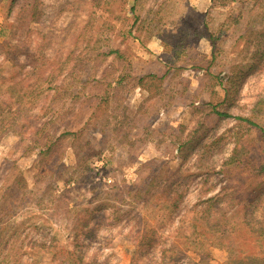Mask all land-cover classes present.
Instances as JSON below:
<instances>
[{"label": "rangeland", "instance_id": "rangeland-1", "mask_svg": "<svg viewBox=\"0 0 264 264\" xmlns=\"http://www.w3.org/2000/svg\"><path fill=\"white\" fill-rule=\"evenodd\" d=\"M162 2L0 0V264H264V64L243 40L212 77L175 63L168 26L146 27ZM186 3L212 5L174 0L165 23ZM197 48L211 59L207 35ZM166 65L150 91L133 80ZM64 132L44 164L39 137Z\"/></svg>", "mask_w": 264, "mask_h": 264}, {"label": "trees", "instance_id": "trees-1", "mask_svg": "<svg viewBox=\"0 0 264 264\" xmlns=\"http://www.w3.org/2000/svg\"><path fill=\"white\" fill-rule=\"evenodd\" d=\"M173 1L174 0H163L159 9L154 12L155 16L149 21L146 27L152 28L151 24L155 20L163 23L165 26H168L162 27V24H157L154 25L153 28L158 27L156 33L157 37L174 46L175 57H173V60L175 63H178L176 59L183 57V63H191L194 68L205 70V76L212 77V66L216 63L218 55L223 53L219 45L221 46V43L224 41H230L233 42L234 46L237 48L240 41L243 40L244 49L247 51L252 50L250 53V60H252V62L249 61L248 63L250 67L257 69L260 65L262 66L264 64V0H211L212 5L205 12H198L195 8L191 7L189 3H186L179 20L175 21L174 28L170 26L171 23H165L164 21V15L167 11L168 3L171 4ZM134 10L135 7H133V11ZM138 20L139 18L135 16L132 27L137 24L138 29L141 25H145H139V22H137ZM128 32L130 35H134L133 31L130 30ZM203 34L208 36V39L212 44V56L210 60L207 59L206 56H203L197 48ZM135 38L138 39L140 36H135ZM189 49L191 50L186 52ZM112 55H115V58L120 60V64L125 63L129 58V56L121 53L120 50L117 49H112L106 53V56ZM162 69H164V71L153 70L143 76L137 75L133 78V80L141 85V87H146L150 91V85L144 83L147 78L153 81H163L172 73V70H175L174 67L172 68L167 65L163 66ZM126 76L125 74L120 75L118 83L122 84L121 82L123 80L129 79L127 77L130 75ZM233 78L234 76H230L228 78V82L232 81ZM107 92V89H105L102 98H100V101H98L97 104L102 103L105 98L104 96H107L108 94ZM88 98L90 100L91 97ZM106 98L108 99V97ZM23 101V99L20 100V102ZM191 104L196 107L195 102H192ZM21 108L22 103L18 106V109ZM214 110L219 115H224L226 117L231 116V113L227 111L221 112L217 109ZM237 119L260 128L259 125L252 119L245 118L243 116H238ZM3 125L4 120H0V127ZM74 135L75 133L68 134L64 132L57 137H55L54 133L52 135L48 134L46 137L42 136V139L39 137L41 143L45 146V149H42L43 151H41V157L44 164L52 167L53 165L57 166L58 163H61L66 158L70 149L74 146H64L62 140L64 137ZM34 141L36 143V139H34ZM179 144L178 151L183 153L184 149L188 146L189 141L180 142ZM93 154L98 155L99 153H95V151H93ZM161 176L162 172L155 173L154 176L150 178L149 187L161 179L166 180L169 178V175H167L168 178H162L163 176ZM179 200L180 198L176 199V203L179 202Z\"/></svg>", "mask_w": 264, "mask_h": 264}]
</instances>
